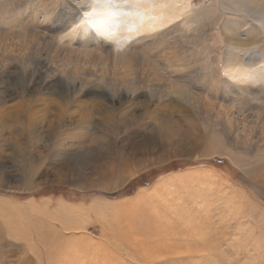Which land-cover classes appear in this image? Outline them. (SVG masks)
Wrapping results in <instances>:
<instances>
[{"label":"rangeland","instance_id":"374dc122","mask_svg":"<svg viewBox=\"0 0 264 264\" xmlns=\"http://www.w3.org/2000/svg\"><path fill=\"white\" fill-rule=\"evenodd\" d=\"M20 2L0 0V35L4 33L1 28L10 26L5 22L8 10ZM214 2L193 0V5L210 9ZM201 17L215 67L223 75L227 31L222 22L217 24L214 14ZM241 32L247 37L245 30ZM74 43L79 45L76 38ZM7 71L0 70V79ZM34 92L29 91L27 102L17 107L21 121H15L12 132L9 128L0 136L6 138H0L4 175L0 177V264H110L111 258L123 264H195L191 258L199 250L207 257L196 258V264H211L207 260L213 257L215 264H264V159L256 162L255 157L233 151L241 166L218 152L200 155L202 148L220 142L219 136L208 142L189 137L175 141L171 134L175 123L166 114L182 128L187 120L180 117L181 104L173 99L163 103L167 110L152 117L153 122L146 116L131 128L120 125L113 119L117 112L128 111L130 116L134 112L127 108L136 103L134 111L144 112L139 105L148 99L139 93L111 108L107 113L111 119L104 120L106 113L93 110L92 129L60 127L42 131L37 141L29 137L33 144L25 147L39 157L34 160L39 168L36 176L30 177L31 156L22 165L12 137L19 138L20 130L30 133V119L42 118L47 111L42 98L45 90ZM4 95L0 110H14L11 105L22 98L11 90ZM92 97L86 92L76 94L77 100L66 107L78 118L84 112L80 105L91 110L96 102L89 101ZM158 103L162 102L154 104ZM54 109L51 106L49 111ZM189 114L201 122L194 112ZM70 135L86 138V149H70ZM93 135L99 140L94 142ZM58 148L63 150L59 157ZM193 148L197 151L192 153ZM211 242L217 248L209 253L205 248Z\"/></svg>","mask_w":264,"mask_h":264},{"label":"bare ground","instance_id":"6f19581e","mask_svg":"<svg viewBox=\"0 0 264 264\" xmlns=\"http://www.w3.org/2000/svg\"><path fill=\"white\" fill-rule=\"evenodd\" d=\"M19 2L8 10L5 22L10 26L1 28L4 33L0 35V70L8 71L0 79V104L5 103L4 92L9 90L22 98L11 105H15L14 110L10 107L0 110V136L6 129L12 132L15 121H21L22 114L17 107L27 102V93L33 89L35 92L45 90L47 95L42 98L47 101V111L42 110L44 116L30 119V133L20 130L19 138L12 137L17 159L24 160L22 165L31 156L28 176H36L39 169L34 161L39 157L33 149L25 147L33 144L29 137L37 141L42 131L60 127L92 129L93 110L106 113L103 117L107 120L111 108L139 93L148 99L139 105L144 112L134 111L138 103L127 108L134 112L129 113L130 116L128 111L117 112L118 116L114 115L113 119L120 125L131 128L146 116L153 122L152 117L167 110L163 103L173 99L181 104L180 117L187 120L182 128L171 114H166V119L175 123L171 131L175 141L189 137L193 141L208 142L210 137L219 136L221 141L202 148L200 155L212 156L218 152L231 156L241 166L233 151L255 157L256 162L264 159V0H217L210 9L194 8L193 0ZM203 13L205 16L214 14L217 24L222 22L228 34L223 75L216 69L211 55V45L201 24ZM243 30L247 37L242 34ZM75 38L79 45L75 46ZM194 83L198 88L193 89ZM82 92L93 94L94 98L89 101L95 99L96 102L91 110L78 104L84 112L78 113L77 118V113L66 106ZM204 92L208 94L206 98L202 96ZM256 101L261 105L257 106ZM156 102L162 103L155 105ZM51 106L55 109L50 112ZM191 111L200 123L195 122L189 114ZM253 128L254 135L251 134ZM70 138V149L87 144L86 138L74 135ZM92 140H99V136L93 135ZM61 149H56V156L63 153ZM193 150L197 151L193 148L190 152ZM22 168L25 172V166ZM2 175L0 168V177ZM213 242L210 248H205L209 253L211 248H217ZM199 251L191 258L196 263V258L207 255ZM213 258L207 261L212 264ZM118 259L111 258L108 263L123 264Z\"/></svg>","mask_w":264,"mask_h":264}]
</instances>
